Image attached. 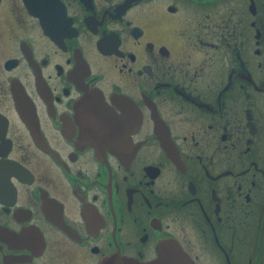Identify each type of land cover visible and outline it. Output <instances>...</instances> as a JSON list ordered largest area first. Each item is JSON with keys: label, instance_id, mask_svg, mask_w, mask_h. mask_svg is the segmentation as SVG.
<instances>
[{"label": "flooded vegetation", "instance_id": "1", "mask_svg": "<svg viewBox=\"0 0 264 264\" xmlns=\"http://www.w3.org/2000/svg\"><path fill=\"white\" fill-rule=\"evenodd\" d=\"M264 264V0H0V264Z\"/></svg>", "mask_w": 264, "mask_h": 264}, {"label": "water", "instance_id": "2", "mask_svg": "<svg viewBox=\"0 0 264 264\" xmlns=\"http://www.w3.org/2000/svg\"><path fill=\"white\" fill-rule=\"evenodd\" d=\"M98 264H195L173 239L161 240L156 247V255L150 260L114 254L102 258Z\"/></svg>", "mask_w": 264, "mask_h": 264}]
</instances>
